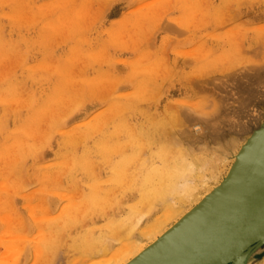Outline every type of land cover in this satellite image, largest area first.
<instances>
[{
    "label": "rangeland",
    "instance_id": "374dc122",
    "mask_svg": "<svg viewBox=\"0 0 264 264\" xmlns=\"http://www.w3.org/2000/svg\"><path fill=\"white\" fill-rule=\"evenodd\" d=\"M263 122L264 0H0V264L147 243L151 171L220 181Z\"/></svg>",
    "mask_w": 264,
    "mask_h": 264
},
{
    "label": "bare ground",
    "instance_id": "6f19581e",
    "mask_svg": "<svg viewBox=\"0 0 264 264\" xmlns=\"http://www.w3.org/2000/svg\"><path fill=\"white\" fill-rule=\"evenodd\" d=\"M263 124L264 122L255 129H252L250 125H243L241 127L242 136L249 133L250 136L247 138L246 142L239 147L233 156V161L227 174L220 181H218V173H214L215 175L211 174V177L205 178L199 176L193 178L187 174L188 172L190 174L193 172L194 168L191 170L190 166L193 167L191 164L188 165L190 168L185 169V171H188L186 173L187 175L182 173V171H184V166L182 167V174L180 173V175H177L179 173L176 172V169L179 170L178 167L182 164L180 161L176 162V164H171L172 166L167 165L162 169L152 170L150 176L155 177L156 182L155 184L152 183L151 188L144 193V197L150 200H156V198L160 199L163 201L162 204H166L170 199H174V204H167L164 211L165 220L170 218L174 219L173 224L169 228H162L160 226V220H157L143 233L148 238L147 243L142 244L134 240L128 241L122 245L112 257L104 258L99 253L101 259L98 261L93 260L90 264L167 263L175 257L176 253L180 250V247L191 233H193L192 237L194 238L196 235L194 231L200 230L198 227L203 223L208 213L217 211L218 209L223 213H231L236 208V198L240 197L248 190H252V192L249 193L250 196L253 194L252 201L250 204L245 203L242 205L246 207V211L243 212V214L235 215V217H228L234 222L235 228H233L230 235L227 234L228 236H226L225 242L221 240L226 246L224 245L219 248L217 256L220 257L228 254L245 239L250 240V243L238 254L231 257L225 264L238 263L240 255L248 248V250H251L249 254V256H251L258 248L255 247V244L264 238V160L262 159V154L260 155L261 144H264V126L263 128L261 127ZM255 131H257L256 135L248 148H246L248 141ZM196 132H198V130ZM256 139L257 146H254ZM228 144L229 147H236L234 141ZM186 166L187 165H185V167ZM198 167H201V165ZM197 170V173H201L203 168H198ZM194 174L195 173H193V176ZM208 180H212L213 184H216L199 199V188L205 187ZM208 187H210V185ZM196 199L198 200L193 203L189 209H185L187 205H190ZM239 236L241 237L236 240ZM198 238L196 240H198ZM200 238L206 243L212 242L209 238ZM232 242L234 244L229 246Z\"/></svg>",
    "mask_w": 264,
    "mask_h": 264
},
{
    "label": "water",
    "instance_id": "95a60500",
    "mask_svg": "<svg viewBox=\"0 0 264 264\" xmlns=\"http://www.w3.org/2000/svg\"><path fill=\"white\" fill-rule=\"evenodd\" d=\"M263 126L264 124L261 127L263 128ZM256 133L257 131H255L252 134L251 139L248 141L246 145V148H248L249 144L253 140ZM254 144H255L254 146H257V139L254 142ZM260 152L259 153L260 155L262 154L261 156L262 159L264 160V144H261ZM250 192H252V190L251 191L248 190L246 193L236 198L235 200L236 208L231 213H227V212L223 213L222 211H220V209L208 213V215L205 216L203 223H201V225L198 227L200 230L194 231L196 232L194 238L192 237L193 233H191L189 237L184 241V243L180 247V250L176 253L175 257L169 262L164 264H225L228 262V260L231 257L238 254L244 247H246L248 243H250V240L245 239L241 241L228 254L222 255L220 257L217 256V252L219 248L224 245L226 246V244L224 243L226 236L230 235L233 228H235L234 222L231 220V218L228 217L230 216L235 217V215L243 214V212L246 211V207H243L242 205H244L245 203L247 204L251 203L253 194L250 196L249 195ZM200 237L209 238L212 240V242L206 243ZM240 237L241 236H239L236 240H238ZM197 238L198 240H196ZM221 240H223L224 242ZM233 244L234 243L232 242L230 245L229 244L228 245L231 246ZM263 244H264V238L261 239V241H259L258 243H256L255 247L256 248L260 247ZM247 250L240 255L238 259L239 260L238 263L234 262L232 264H244L251 252V250L248 251Z\"/></svg>",
    "mask_w": 264,
    "mask_h": 264
}]
</instances>
